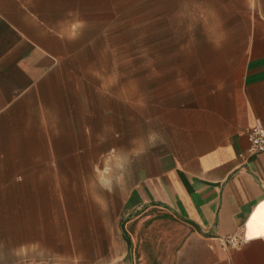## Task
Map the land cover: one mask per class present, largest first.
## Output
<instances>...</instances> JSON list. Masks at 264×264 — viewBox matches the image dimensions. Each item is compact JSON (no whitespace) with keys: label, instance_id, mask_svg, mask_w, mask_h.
<instances>
[{"label":"rangeland","instance_id":"obj_1","mask_svg":"<svg viewBox=\"0 0 264 264\" xmlns=\"http://www.w3.org/2000/svg\"><path fill=\"white\" fill-rule=\"evenodd\" d=\"M261 12L264 0L60 6L49 23L72 41L59 91L29 133L24 163L0 165V264L111 263L124 249V200L170 144L184 89L238 61L250 15ZM163 227L168 259L184 230Z\"/></svg>","mask_w":264,"mask_h":264},{"label":"crops","instance_id":"obj_2","mask_svg":"<svg viewBox=\"0 0 264 264\" xmlns=\"http://www.w3.org/2000/svg\"><path fill=\"white\" fill-rule=\"evenodd\" d=\"M76 3L0 0L1 166L24 163L29 133L59 91L72 38L49 21ZM250 21L240 59L219 62L184 89L170 144L127 193L124 249L109 264H264V152L241 155L247 128L264 125V13ZM174 222L184 235L167 259L163 226ZM240 231L249 235L243 246L223 243Z\"/></svg>","mask_w":264,"mask_h":264},{"label":"built area","instance_id":"obj_3","mask_svg":"<svg viewBox=\"0 0 264 264\" xmlns=\"http://www.w3.org/2000/svg\"><path fill=\"white\" fill-rule=\"evenodd\" d=\"M249 138V147L246 152L241 155L245 158H250L256 154L264 152V125L256 123L246 130ZM249 240V235L245 231H240L228 236L223 237V243L226 246L239 248Z\"/></svg>","mask_w":264,"mask_h":264},{"label":"snow or ice","instance_id":"obj_4","mask_svg":"<svg viewBox=\"0 0 264 264\" xmlns=\"http://www.w3.org/2000/svg\"><path fill=\"white\" fill-rule=\"evenodd\" d=\"M251 238V237H250Z\"/></svg>","mask_w":264,"mask_h":264}]
</instances>
